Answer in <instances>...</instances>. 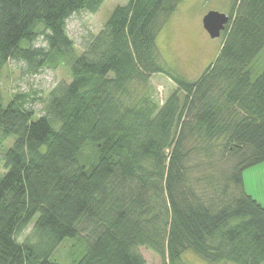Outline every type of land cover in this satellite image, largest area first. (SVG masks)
Wrapping results in <instances>:
<instances>
[{
	"label": "trees",
	"instance_id": "obj_1",
	"mask_svg": "<svg viewBox=\"0 0 264 264\" xmlns=\"http://www.w3.org/2000/svg\"><path fill=\"white\" fill-rule=\"evenodd\" d=\"M103 1L0 0V73L10 59L31 74L62 63L70 73L37 116L27 95L0 99V147L14 136L0 178V264H61L50 257L66 237L76 239L71 264H144L139 246L160 264H183L188 249L208 264H264V204L242 179L264 161V67L253 66L264 0L232 1L219 51L195 80L168 72L155 45L179 0L115 5L77 54L67 19ZM39 35L45 45L34 46ZM159 72L183 99L154 100Z\"/></svg>",
	"mask_w": 264,
	"mask_h": 264
},
{
	"label": "rangeland",
	"instance_id": "obj_2",
	"mask_svg": "<svg viewBox=\"0 0 264 264\" xmlns=\"http://www.w3.org/2000/svg\"><path fill=\"white\" fill-rule=\"evenodd\" d=\"M128 0H104L96 12L80 10L73 13L66 23L68 35L73 41L74 51L79 54L83 49V40L90 34H95L102 27L113 7L125 4ZM233 0H179L176 11L167 19L158 32L155 45L158 50L162 66L171 74L186 80H195L203 74L214 61L221 45L223 34L210 37L202 25V17L209 10H216L228 14ZM41 24L37 25L39 28ZM26 43L23 42L24 46ZM34 46L45 45L39 35L33 42ZM254 68L260 71L264 67V48L258 54ZM70 73L66 63L55 67L44 66L38 72L31 74L26 71L23 61L10 59L0 73V99L5 106L14 95H27L25 106L32 108L35 116L41 113L40 99L59 82L69 81ZM154 100L161 104L166 97L177 90L176 84L164 73L152 74L149 81ZM183 99V92L177 90ZM14 136L9 135L2 141L0 147V178L6 171L4 157L12 146ZM247 179L253 182L250 189L257 200L264 197V165L247 170ZM32 223L25 228L20 237L29 232ZM89 229H82L80 237L87 243ZM76 240L74 237L64 238L51 255L52 260L61 264H71L67 252ZM144 259V264H160L157 254L143 246L138 247ZM183 264H208L192 250L181 254Z\"/></svg>",
	"mask_w": 264,
	"mask_h": 264
},
{
	"label": "water",
	"instance_id": "obj_3",
	"mask_svg": "<svg viewBox=\"0 0 264 264\" xmlns=\"http://www.w3.org/2000/svg\"><path fill=\"white\" fill-rule=\"evenodd\" d=\"M229 16L216 10H209L202 17V25L210 37L219 36Z\"/></svg>",
	"mask_w": 264,
	"mask_h": 264
},
{
	"label": "crops",
	"instance_id": "obj_4",
	"mask_svg": "<svg viewBox=\"0 0 264 264\" xmlns=\"http://www.w3.org/2000/svg\"><path fill=\"white\" fill-rule=\"evenodd\" d=\"M264 165V161L263 162H261V163H258V164H256V165H254V166H251V167H249V168H246L243 172H242V179H243V185H244V188H245V190L249 193V194H251L255 199H257L254 195H253V192L250 190V189H252L251 188V185H253V182L252 183H250V181L247 179V175L249 174V173H247L248 171V169H250V168H253V167H256V166H263ZM260 203H263L264 204V197H263V200L262 201H260V200H258Z\"/></svg>",
	"mask_w": 264,
	"mask_h": 264
}]
</instances>
